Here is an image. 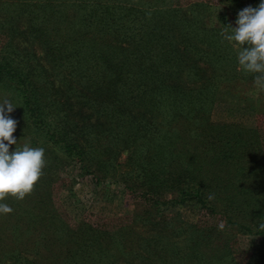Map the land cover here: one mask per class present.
Returning a JSON list of instances; mask_svg holds the SVG:
<instances>
[{"label": "trees", "instance_id": "1", "mask_svg": "<svg viewBox=\"0 0 264 264\" xmlns=\"http://www.w3.org/2000/svg\"><path fill=\"white\" fill-rule=\"evenodd\" d=\"M219 3L237 14L260 0ZM209 13L198 1L0 0V98L46 160L30 195L3 201L0 264H264V100ZM71 162L118 184L131 212L70 224L50 184Z\"/></svg>", "mask_w": 264, "mask_h": 264}, {"label": "clouds", "instance_id": "2", "mask_svg": "<svg viewBox=\"0 0 264 264\" xmlns=\"http://www.w3.org/2000/svg\"><path fill=\"white\" fill-rule=\"evenodd\" d=\"M235 23L236 27L225 25L221 35L235 46L239 70L254 75V87L264 93V0L255 8L240 10ZM15 107L7 96L0 98V215L13 211L3 201L8 198L22 201L33 192L46 166L44 148L32 147L30 138L25 139L22 147L9 151L11 145L17 144L13 136L17 121L6 113ZM208 199L213 196L210 194ZM224 226L221 222L218 228L223 230ZM260 228L264 229V224Z\"/></svg>", "mask_w": 264, "mask_h": 264}, {"label": "rangeland", "instance_id": "3", "mask_svg": "<svg viewBox=\"0 0 264 264\" xmlns=\"http://www.w3.org/2000/svg\"><path fill=\"white\" fill-rule=\"evenodd\" d=\"M204 2L210 7V13L207 14L209 21L225 30L227 25L236 27L237 14H229L222 9L219 0H176L177 5L182 7L193 2ZM226 25V26H225ZM230 31V30H229ZM234 46V45H233ZM235 47V46H234ZM255 93V92H254ZM260 99L264 100V93L260 92ZM236 109V108H235ZM14 109L6 115H15ZM212 118L215 121L238 119L242 122H251V115L238 114L233 112H219L214 109ZM16 138V136L13 134ZM17 139L16 145H11L9 151H14L15 147L22 145V140ZM125 152L119 157L122 162ZM73 162L61 167L56 174L51 175V201L56 208L62 212L70 224H76L80 221L91 223H114V218L128 214L133 209L132 201L123 189L111 180H104L95 183L91 181L89 175H81L80 171ZM40 183V179H39ZM40 186H42L40 184ZM183 216L189 220L198 217V211L195 206H186L180 209Z\"/></svg>", "mask_w": 264, "mask_h": 264}]
</instances>
